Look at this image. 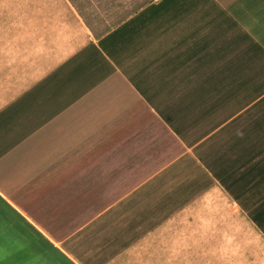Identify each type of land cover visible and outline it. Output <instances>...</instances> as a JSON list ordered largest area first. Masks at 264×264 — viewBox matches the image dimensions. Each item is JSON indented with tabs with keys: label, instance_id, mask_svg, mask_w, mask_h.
<instances>
[{
	"label": "crops",
	"instance_id": "obj_1",
	"mask_svg": "<svg viewBox=\"0 0 264 264\" xmlns=\"http://www.w3.org/2000/svg\"><path fill=\"white\" fill-rule=\"evenodd\" d=\"M88 13L0 0V264H264V0Z\"/></svg>",
	"mask_w": 264,
	"mask_h": 264
},
{
	"label": "rangeland",
	"instance_id": "obj_2",
	"mask_svg": "<svg viewBox=\"0 0 264 264\" xmlns=\"http://www.w3.org/2000/svg\"><path fill=\"white\" fill-rule=\"evenodd\" d=\"M76 2L80 7L85 8V12L89 11L87 14L91 18L99 15V11H101L102 2L105 0H73ZM112 5V4H111ZM113 6V5H112Z\"/></svg>",
	"mask_w": 264,
	"mask_h": 264
}]
</instances>
